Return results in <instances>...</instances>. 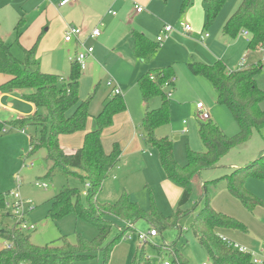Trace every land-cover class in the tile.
<instances>
[{
  "label": "trees",
  "instance_id": "16d2710c",
  "mask_svg": "<svg viewBox=\"0 0 264 264\" xmlns=\"http://www.w3.org/2000/svg\"><path fill=\"white\" fill-rule=\"evenodd\" d=\"M192 1L181 0L180 11L183 12L192 5ZM226 1L203 0L205 28L215 20ZM23 22L24 19L21 18L15 25L17 39L22 33L19 27ZM242 31L248 33V50L264 49V0H240L222 26V34L229 38H235ZM132 37L133 53L140 59H149L160 46L159 42L152 41L136 30L132 31ZM36 44L37 42L28 49L23 48V59H19L11 54L12 43L0 36V74L8 76L0 84V91L20 90L21 97L35 106V111L30 115L21 116L9 123L16 128L35 126V132L29 135L27 155L42 148L46 150L44 158L48 163L47 177L74 176L83 185L89 183L84 197L79 188L64 186L52 198L48 216L58 218L74 213L76 217L92 224L97 229V234L86 239L76 233L73 243L63 235L49 244L35 245L16 222L9 225L5 221L7 215H13L6 211L5 195L0 193V237L9 244L0 249V264H73L92 258L97 252L101 254L97 264H107L112 246L127 231L135 230L125 227V223L136 224L139 220H144L151 227L149 229H156L157 232L177 226L179 219L188 212L182 207L190 198L193 177L201 169L214 168L220 157L231 147L249 137L253 127L264 124V109L259 107V103L264 100V91L257 87L254 79L262 69L260 62L237 70H227L220 60L212 64L188 62L187 67L191 73L204 76L211 82L217 101L229 108L239 130L229 137L210 118L198 119V133L204 150L195 152L187 149V162L180 165L174 158L171 140L167 136L158 137L156 134L159 126L169 122L170 99L165 83L175 76L174 71L171 66L151 69L137 79V85L145 103L155 96H159L161 102L157 108H146L139 125L145 145L157 151L167 180L181 190L177 206L170 215H163L153 204L145 211L130 199L125 189H121L116 200L100 203L96 198L97 193L111 169L119 163L121 154L116 142L109 152H105L101 134L111 125L113 116L126 109L124 99L121 95L113 94L106 100L101 111L94 117L96 127L85 132L79 148L67 151L59 143V137L85 131L90 116L89 99L81 100L78 94L81 69L76 62L71 61L68 79L42 72L34 62ZM151 75L153 79L150 78ZM2 124L0 122V127ZM249 176L264 182V153L251 163L202 184L205 205L195 215L191 229L199 244L205 248L211 264H257L249 252L240 251L216 232L217 228L247 232V227L239 220L215 211L208 196L209 185L214 186L224 181L228 192L244 208L252 211L263 203L245 188V180ZM114 227L116 230L112 234ZM146 243L136 249L131 264H149L148 257L144 254ZM166 246L172 247L169 244ZM169 253H174L175 264H186L187 260L178 250L172 249Z\"/></svg>",
  "mask_w": 264,
  "mask_h": 264
},
{
  "label": "rangeland",
  "instance_id": "374dc122",
  "mask_svg": "<svg viewBox=\"0 0 264 264\" xmlns=\"http://www.w3.org/2000/svg\"><path fill=\"white\" fill-rule=\"evenodd\" d=\"M50 1L0 0V36L6 42L12 43L11 54L19 59H23V47L30 48L37 42L34 59L39 64L40 70L68 79L70 75V61L68 55L74 53L75 46L63 41L64 31L62 23L63 20L67 23H72L69 18L75 19L77 15L75 13L71 14L67 6L60 8L55 5V10L52 11V15H47V20L55 19L54 14L59 15L61 19H56L51 24L45 23L43 31L39 34L34 35L32 32H28L25 35H20L18 39L16 37L17 30H15V25L17 21L24 17L25 22L19 27V31H25L26 28L33 23L38 13L43 11L45 6H49ZM114 1L113 4L108 5L106 13L103 15L104 19L102 18V20L100 16L96 21V25L101 33L100 39H98V37L89 40L90 46L94 48L93 57H97L98 55L99 57L92 66L80 71L81 75L78 83L79 98L81 100L89 99V111L94 114L90 115L87 120L90 121V130L96 127L94 117L102 109L105 98H108L110 95L109 89L111 86L108 85L109 80L117 81L121 87V80L132 83V91L143 101L137 85L138 78L136 79L135 85L134 81L130 80L131 78L128 76L130 74L127 70L128 66L131 69H133V66L124 63V66L121 67L118 63L120 58L118 55L122 49L120 40L122 34H124L125 31L130 33L133 28H137L135 25L142 24V22L139 19L133 22L131 21L130 24L115 21L120 16V4H118L120 0ZM154 1L164 2L163 0ZM169 1L170 2L164 6H156L153 11L149 9L148 11L150 14L152 12V14L167 23V25L174 27V17H178L179 15L178 18L180 19V13L183 12L180 11V0L178 7L175 4L173 5L172 0ZM238 2L239 0H227L215 20L209 24L207 28L203 27V34L208 33L212 35L214 34L215 28H222L227 17L234 11ZM142 5L145 6L144 8L146 10L150 8L147 7V4ZM109 10L115 14H108ZM182 22H184L183 19ZM147 23H150L149 20ZM71 25H74V23ZM152 25L153 28L145 31V33L151 40L155 41V23L152 22ZM47 27L48 30H45ZM220 36L218 38H220ZM242 36H244V34L240 32L235 38H230L232 39L230 46L234 49L235 53L233 51H228L226 41H219L218 49L216 50V52H219V57L207 64H212L216 60H220L226 68L230 67L234 60L227 59L228 54L231 56L234 54V57L241 58V55L238 54L239 50H245V47H247L248 41L246 42V39ZM100 40L103 41L100 43ZM85 45H87V43H85ZM50 48H54V52L50 51ZM159 48L160 47H158V49ZM250 51L254 52L252 57L258 59L260 64L263 65L262 69L254 76V79L257 87L264 91V49ZM225 54L226 56H224ZM53 55L56 58L63 59V62L59 61L48 66L49 58L51 56L52 62ZM149 59L144 61H148ZM194 60L196 59H192L190 62ZM178 61L179 60L169 61V63L165 65L173 68L174 72L177 73L178 81L172 87L173 89H170L172 95L169 98L171 104L169 122L159 126L156 129V134L158 137L167 136L171 140L174 158L178 164L183 165L187 162V149L195 152L204 150V144L198 133V119L196 117L197 101L203 103L209 112L210 119L225 135L232 137L237 134L239 128L229 108L225 104L217 101L216 92L210 96L205 95L207 93L204 91L205 89L203 87H206L208 90L212 89L213 86L211 82L204 76L191 73L187 67V63L181 66V69L184 70L179 72ZM138 62L140 65V60H138ZM249 64H251V62ZM50 68L57 69L58 71H51ZM111 97L112 96H110L109 99ZM160 102L159 96L150 98L147 102L149 104L148 109L157 108ZM2 103L16 108L19 110L18 114L23 116V112L27 110V107L18 100L9 101L7 98H2ZM259 107L264 109V100L259 103ZM4 109L6 108L0 105V121L3 122L0 127V193L4 194L7 202L11 203L14 200L11 193L13 191H18L22 201L31 202L30 204H25L26 212L24 217L27 223L35 225L33 229L26 231L30 241L35 245L42 246L65 235L67 240L73 243L76 240V233H80L86 239L93 238L97 234V229L92 224L76 217L74 213L70 212L58 218H51L48 216L52 198L59 193L64 186L77 187L81 191L84 187L83 183L74 176H69L67 178L59 175L47 177L46 172L48 163L44 158L46 150L42 148L34 154L27 155L29 147L28 135L35 132V126H23L22 128H24L25 132L22 133L23 131L21 132L19 127L16 128L8 123V121H4L6 120L5 118L9 116V112L6 111L8 109ZM117 114L118 113L113 116L111 125H114L116 119L119 117L116 118ZM138 123L135 122L134 127L131 123L128 125L123 124L124 129L118 134V139L120 140L121 134L126 130L128 133L131 131L132 134H137V141L141 140L142 144L140 156L128 162H126V158H124V160L122 159V161H120V165L117 164L111 169L108 176L103 181L101 189L97 193V201L103 203L116 200L122 187H124L129 193L130 199L136 202L145 211H148L153 204L163 215H170L177 206L180 190L175 184L167 180L160 165L157 151L145 145L142 139V129ZM3 127L7 129V132L3 131ZM109 136H111V134L107 133L106 130L103 134L104 140H107ZM105 146L108 147L107 145ZM149 153L153 155V157H148ZM263 153L264 124L259 127H253L249 137L245 141L231 147L228 152L220 157L214 168L201 169L195 175V179L192 180L190 198L182 207L183 210H188V212L179 219L177 226L158 231V234L149 238L148 242L145 244L144 254L148 257L149 264H163L164 261L175 264L174 253H169L172 249L178 250L184 258H187L188 261L186 264H201L202 262L210 264V257L205 248L199 244L197 236H195L191 229V224L195 215L205 205V198L202 196L203 188L201 182L212 181L229 174L234 169L251 163ZM29 162H33L32 167H28ZM247 179L260 184L264 188L263 181L250 176L247 177L245 181H247ZM36 181L46 183V189L35 185ZM162 181H164L163 184H161ZM248 187L250 188V186ZM213 189L214 186L209 185L208 193H213ZM226 191L244 208L238 199L233 197L228 190ZM259 192L261 193V191ZM252 193L259 196L254 192ZM261 194H263L261 195L262 197H259L262 198L261 200L264 205V189ZM82 196L84 197V195ZM208 196L210 205H212L214 201L216 208H220L218 203H224V200L217 195L211 194ZM244 209L248 211L246 208ZM11 210L10 208H6L7 212H12ZM258 219L262 220L264 223V219ZM5 221L9 223V225H12L16 222V219L7 215ZM124 226L135 228V231H127L123 238L112 246L107 264H131L133 254L143 243L138 239L137 232H145L148 228H151L148 227V223L144 220H139L136 224L127 222ZM115 230L116 228L114 227L111 233L114 234ZM166 244L172 245V247L166 246ZM5 246V240L0 237V249ZM261 246L263 245H258L259 248L250 249V251H253L258 257L262 249ZM93 255L92 258L79 260L73 264H97L101 259V254L97 252Z\"/></svg>",
  "mask_w": 264,
  "mask_h": 264
},
{
  "label": "crops",
  "instance_id": "0c3cea01",
  "mask_svg": "<svg viewBox=\"0 0 264 264\" xmlns=\"http://www.w3.org/2000/svg\"><path fill=\"white\" fill-rule=\"evenodd\" d=\"M58 1L59 0H53V1L51 0L49 3V6H45V9L38 13V16H36L33 23L30 26H28L29 28L27 27L25 31H22L21 35H25L28 32H32V34L37 35L41 31H43V27L45 23L51 24L56 19H61L59 15L54 14L55 19L47 20V15L48 14L52 15V11L55 10L54 6L56 5L57 7H60V8L67 6L71 14L75 13L77 15L75 19H72L71 17L69 18L72 21V23L70 22L67 23L63 20V23H62L63 31H65V28L67 25H71L74 23L75 26H78L82 29L81 39L85 43H87V45H90L89 44L90 39H95L98 37H99L98 39H100L101 33L97 37H89V32L94 27H97L96 21L100 18V16H101V19L103 18V15L106 13V9L108 8V5L113 4L114 0H75L74 2H70L64 6H59ZM44 2H47V1H44ZM119 2L120 3L118 4H120L119 6L120 16L115 21L130 24L131 21L133 22V21H136V19H139L142 22V24L140 23V24L135 25L137 28L135 29L133 28L130 33L125 31V33L122 34V38L120 39L121 44H122V49L118 55L120 57L118 63L121 65V67L124 66V63H126V65L128 64L130 66H133V69H131L128 66L127 70L130 72V74L128 75L131 78L130 80H133L135 85H136V79L139 78L143 74L144 71L146 72L147 70L149 71L151 69H159V68L165 67V65H167L169 61L179 60L177 62L179 63L178 64L179 72L184 70V69L183 70L181 69L182 68L181 66L185 63L190 62V60L192 59H196L194 61H199V62H203L206 64L211 63L213 60L219 57L218 56L219 52H216V50L218 49L219 41L220 42H223V40L226 41L227 42L226 47L228 48V51H233L235 53L234 49L230 46V42L232 41V39L222 34V28L220 29L215 28L214 34L211 35L207 33V36H204L203 27H204L205 19H204L203 0H193L192 5H190L187 9H185L183 13H180V19L178 18L179 15L178 17H174L173 21L175 24L171 32H169L168 38H166L160 44L159 46L160 48L150 57V59L148 61H144L145 59L137 58L133 53L132 31L136 30L147 36L145 31L152 29L153 28L152 22H154L155 23L154 32L157 36L162 30V28L167 23L163 22L160 18L152 14V12L150 14L148 9L153 11L154 7L164 6L165 4H168V2L170 1L166 0L163 3H161L158 1L155 2L154 0H124V1H119ZM172 2H173V5L175 4L178 7L179 0H172ZM142 4L144 5L147 4L148 5L147 7H150L151 9L147 8L146 10L144 8L145 6H143ZM134 5H141L143 7V10L141 12H136L134 9ZM108 14H111V13H108ZM182 19L184 21L183 23H188L191 27V30L188 33H182L180 30V24L182 23ZM110 20H113V19H110ZM148 20L150 22L149 24L147 23ZM24 22H25V19H24ZM45 30H48V27ZM220 35L223 36V39H222V36ZM219 36L220 38H218ZM242 37L246 39V42L248 41V36L244 35ZM102 41L103 40H100V43ZM66 43H70L75 46L74 53L73 54L70 53L68 55V59H69V57L73 56L79 48L76 44V41H70ZM25 49H28V48H25ZM53 50L54 48H50V51L54 52ZM238 54L241 55V58L234 57V54L232 56L228 54L227 59L234 60V61H233V64L231 63L232 65L230 67H227V70L242 69V68H246L247 66H249L250 62L251 64L259 62L258 59H255L252 57L254 52H251L250 50H248L247 47H245V50L244 49L239 50ZM224 56H226V54ZM98 57L99 55L97 57L96 56L93 57V55L88 56L85 60L84 69H86L89 66H92L96 62ZM138 60H140L141 62L140 65H139ZM59 61L63 62V59L56 58L54 56L51 62V56H50L47 65L49 66L50 64L56 63ZM34 62L37 64L39 68V64L37 63V61H35V59H34ZM52 69L51 71H58L57 69L56 70L54 68ZM174 75H175L174 83L170 87L165 88L170 93L169 98L172 95V92L170 91V89H173L172 87L178 81L177 73L174 72ZM7 79H8L7 75L0 74V84L3 83ZM120 82L122 83L121 84L122 87L120 86L119 83H117V81L116 82L114 81L115 85H117V87L120 89V92H121L120 95L125 100L124 102L127 103V106H126L127 108L123 112L118 113L119 115L117 114L116 118L118 116L119 117L117 119L115 118L116 119L115 124L110 125L109 127L105 128L101 134V143H102V146L105 152H109L111 150L113 143L115 142L118 143L120 150H121L120 160L118 163L119 165H120V161H122V159L124 160V158H126V162L132 159H136L138 156H140L141 154L140 151H142L141 150V147H142L141 140L137 141L138 140L137 134H132L131 131L128 133V131L126 130L125 132L121 134L120 140L118 139V134L121 133L124 129L123 124L128 125L129 123H131L134 127L135 122L140 123V120L146 108L149 107L148 103L141 101L136 96V93L132 91L131 89L132 83H128L122 80ZM203 88L205 89L204 91L207 93L205 94L204 92L205 95L210 96L213 93L215 94L214 88L209 89V90L206 89V87H203ZM109 90H110L109 91V94H110L109 97H110L113 95V93H112L111 88ZM0 96H1V99H0L1 105H3L4 108L8 109V110L6 109L4 110L9 112L8 118H5L6 120H4V121H8V123L11 120L17 119L23 115L18 114L19 110L12 107L11 105L10 106L4 105L2 103V98H7L9 101L18 100L19 102L23 103L24 106L27 107L26 112H23L24 116L30 115L31 113L35 111V106L21 97L20 90L0 91ZM109 97L105 98L104 102L108 100ZM170 107H171V104H170ZM90 115H94V114L90 113ZM89 122L90 121L86 122L85 131H77L72 134L61 135L59 137V143L61 144V146L65 148L67 151H73L79 148L82 144L85 132L90 130L91 125H89L90 124ZM20 129H21V132L23 131L22 133L25 132L24 128H20ZM106 130H107V133L111 134V136H109L107 140H104L103 134ZM4 132H7V129ZM28 145H29V135H28ZM105 145H107L108 147H106ZM148 157L151 158L153 157V155L149 153ZM31 163L32 165H29ZM29 164H28V167L33 166V162H29ZM118 169L120 170L119 166H118ZM195 177L196 176H194L192 180H194ZM249 180L250 179H247V181H245V184H244L245 188L249 192L252 191L259 196L263 195L261 193H263L264 188L260 184L254 183ZM163 182L164 181H162L161 184H163ZM202 184L203 182H201V185ZM248 186H250V188ZM122 189L126 190V188L124 187H122ZM178 189L180 190L179 187ZM213 190L214 192L211 194L221 197L224 200V203L223 204L218 203L220 208H216L214 205V201H213L211 205L212 208L217 212H222L228 216H231L239 220L248 228L247 232H241V231H236L233 229H223V228H217L216 232L221 237L228 240L229 242L236 244L238 246L245 247L247 249V252L251 254L252 259L257 260V262L255 263L261 264L264 261V223L262 220L258 218L264 219V207H263L264 205L256 206L252 212L246 211L243 207H241V205L236 200H234L227 193L226 191L227 188H226L224 181H220L216 185H214ZM259 191H261V193ZM180 194H181V190H180ZM261 197L259 198L262 199ZM148 227H149V224H148ZM258 245L259 246L263 245V246H261L262 249L259 253V256L257 257L253 253V251L252 252L250 251V249L259 248ZM185 259L187 260V258Z\"/></svg>",
  "mask_w": 264,
  "mask_h": 264
},
{
  "label": "built area",
  "instance_id": "2783aa9c",
  "mask_svg": "<svg viewBox=\"0 0 264 264\" xmlns=\"http://www.w3.org/2000/svg\"><path fill=\"white\" fill-rule=\"evenodd\" d=\"M75 0H59L58 1V5L59 6H64L70 2H74ZM120 1H124V0H120ZM134 9L136 12H141L143 10V7L141 5H134ZM111 14H115L114 12H112L111 10L108 11ZM173 29L172 26L170 25H165L162 30L160 31V33L156 36V41L159 42L160 44L166 39L168 38L169 32H171V30ZM180 30L182 33H188L191 30V27L188 23H181L180 24ZM242 33L246 36H248V33L246 31H242ZM81 35H82V29L78 26H74V25H67L64 31V41L65 42H70V41H76V44L78 46V50L76 51V53L69 57V60L72 62H76L78 64V66L80 67V69H84L85 68V60L88 56H91L94 52V48L90 45H85V42L81 39ZM100 35V30L98 27H94L90 32H89V37H97ZM204 36H207V33L204 34ZM151 79H153V75L150 76ZM174 76L171 77L169 82L165 83V87H170L173 83H174ZM108 85L111 86V90L113 94L116 95H120V89L117 87V85H115L114 81L109 80L108 81ZM170 93L169 91L167 92V96L169 97ZM1 99V96H0ZM0 105H1V100H0ZM196 117L199 120H205L210 118L209 116V112L208 110L205 108V106L203 105L202 102H197L196 103ZM3 131H6L5 128H3ZM29 164V163H28ZM29 165H32L29 164ZM35 185L46 189L47 184L44 182H40V181H36ZM89 187V183H85L84 187L81 191L82 195H86V190ZM12 196L14 197V200L10 203L7 202V200L5 199V207L6 208H10L12 209L10 213H12L13 217L16 219V223L18 224L19 228L21 230L24 231H28L31 230L35 227V225L27 223L24 219L25 217V204L28 203L30 204V201H22L20 198V195L18 193V191H13ZM158 234L156 229H149L145 232H137V237L140 241L144 242H148V239L151 237H154ZM224 239V238H223ZM226 240V239H224ZM9 244L6 243V246H8ZM234 247H236L237 249H239L242 252H247V249L245 247L242 246H238L236 244H233ZM254 262H257L256 259H253ZM24 264V263H22ZM163 264H170L168 261H164ZM201 264H208L206 262H202Z\"/></svg>",
  "mask_w": 264,
  "mask_h": 264
}]
</instances>
